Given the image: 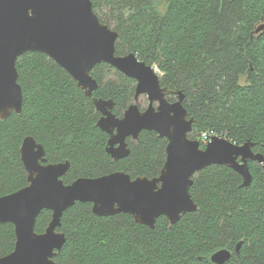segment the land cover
Returning a JSON list of instances; mask_svg holds the SVG:
<instances>
[{"label": "trees", "instance_id": "16d2710c", "mask_svg": "<svg viewBox=\"0 0 264 264\" xmlns=\"http://www.w3.org/2000/svg\"><path fill=\"white\" fill-rule=\"evenodd\" d=\"M100 20L118 32V55L135 53L156 67L170 101L185 94L194 117L190 138L205 146L204 135L238 144L252 141L264 153V0H92ZM24 102L20 113L0 118V197L27 186L21 147L27 136L43 144L50 163L70 161L63 177L124 171L136 178L160 175L167 160L166 138L154 131L128 139L129 156L107 152L110 135L102 114L73 77L48 55L27 52L17 60ZM92 75L94 97L112 99L122 117L135 102L136 81L107 63ZM141 109L147 106L138 102ZM253 179L224 165L197 172L191 195L198 204L175 224L161 216L154 228L134 216H99L91 203L77 202L63 214L58 229L66 241L55 264H216L212 255L228 249L224 264H264V164L250 161ZM52 211L38 216L45 232ZM12 223H0V257L16 246ZM239 246V249H237Z\"/></svg>", "mask_w": 264, "mask_h": 264}, {"label": "water", "instance_id": "95a60500", "mask_svg": "<svg viewBox=\"0 0 264 264\" xmlns=\"http://www.w3.org/2000/svg\"><path fill=\"white\" fill-rule=\"evenodd\" d=\"M264 29V24L258 32ZM119 34L96 14L92 0H0V118L20 113L24 94L19 84L17 60L27 52H41L65 69L91 97L102 114L98 126L110 135L107 152L115 160L129 156L128 139L139 140L148 130L166 138L167 160L159 176H132L116 171L98 177H80L66 184L70 161L50 163L43 144L27 136L21 147L29 184L0 197V223H12L16 246L0 257V264H55L66 236L58 229L64 212L77 202L91 203L99 216L127 213L138 223L154 228L161 216L177 223L183 215L196 211L191 195L197 172L211 165L232 168L249 186L253 176L250 161L264 164V153L253 150L255 143L238 144L224 136L212 135L204 147L190 138L194 117L184 105L185 94L170 101L156 67L135 53L118 55ZM107 63L136 81L135 102L122 117L114 113L112 99L94 97L99 83L92 75L95 67ZM148 98L141 109L138 102ZM52 211L45 232L36 231L38 216ZM239 249V246L238 248ZM232 256L228 249L212 255L216 264Z\"/></svg>", "mask_w": 264, "mask_h": 264}, {"label": "rangeland", "instance_id": "374dc122", "mask_svg": "<svg viewBox=\"0 0 264 264\" xmlns=\"http://www.w3.org/2000/svg\"><path fill=\"white\" fill-rule=\"evenodd\" d=\"M141 102L144 104V105H146V106H148V98H147V96L146 95H144V96H142L141 97Z\"/></svg>", "mask_w": 264, "mask_h": 264}, {"label": "built area", "instance_id": "2783aa9c", "mask_svg": "<svg viewBox=\"0 0 264 264\" xmlns=\"http://www.w3.org/2000/svg\"><path fill=\"white\" fill-rule=\"evenodd\" d=\"M203 140H204V143L206 144L210 140V137L206 134L204 135Z\"/></svg>", "mask_w": 264, "mask_h": 264}, {"label": "flooded vegetation", "instance_id": "af4514ba", "mask_svg": "<svg viewBox=\"0 0 264 264\" xmlns=\"http://www.w3.org/2000/svg\"><path fill=\"white\" fill-rule=\"evenodd\" d=\"M176 95H177V98L175 99V101L178 99V94L176 93Z\"/></svg>", "mask_w": 264, "mask_h": 264}]
</instances>
